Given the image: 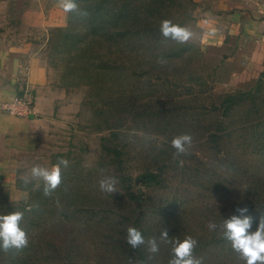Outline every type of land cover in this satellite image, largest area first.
<instances>
[{
  "label": "rangeland",
  "instance_id": "374dc122",
  "mask_svg": "<svg viewBox=\"0 0 264 264\" xmlns=\"http://www.w3.org/2000/svg\"><path fill=\"white\" fill-rule=\"evenodd\" d=\"M75 2L86 16L57 0H0V51L14 46L20 62L7 102L25 96L32 114L55 103L53 162L69 161L48 197L41 181L0 182V215L24 212L29 241L0 248V264H168L172 243L149 260L128 227L145 241L163 228L173 242L191 236L203 264H238L219 226L237 208L253 229L264 217V0ZM164 20L195 38L165 39ZM10 74L0 71L5 86ZM183 134L192 147L174 160ZM105 176L116 193L100 191Z\"/></svg>",
  "mask_w": 264,
  "mask_h": 264
},
{
  "label": "clouds",
  "instance_id": "9594fccd",
  "mask_svg": "<svg viewBox=\"0 0 264 264\" xmlns=\"http://www.w3.org/2000/svg\"><path fill=\"white\" fill-rule=\"evenodd\" d=\"M58 6L64 13H74L77 16H86L87 13L81 11L75 0H57ZM205 24L209 21H204ZM216 29L212 28L206 35L214 36ZM160 32L165 39L175 41L179 44L187 43L195 38L196 34L188 27H182L174 24L170 20L161 22ZM161 65L167 61L161 59L158 61ZM171 147L175 150L173 159L188 155L192 147V136L183 134L172 139ZM183 166V161H178ZM69 161L66 159L59 160L54 166L44 168L39 165L31 167L30 177L25 176L23 183L27 185L31 181H42L43 194L45 197L51 194L60 186L62 182V167L66 169ZM103 172V170H101ZM118 179L113 176H105L99 181L100 191L103 193L113 194L117 192L116 185ZM40 187L39 183L36 185ZM38 205H29L28 211ZM235 215L225 219L220 225L222 238L227 240L237 254L238 264H264V217H260L253 229L254 218L248 215V208H237ZM24 219V212L14 211L7 215H0V248L4 251L10 249L22 250L28 246V237L21 227ZM207 227L210 231L217 229V224L209 222ZM126 242L132 249H137L147 244L149 253L148 259L151 260L160 251V243H172L171 256L168 264H203L202 258L194 256V251L198 246V241L191 236L185 237L182 241H172L169 237L167 228L160 231L159 240L156 237H149L147 241L143 237L140 230L135 227L126 229Z\"/></svg>",
  "mask_w": 264,
  "mask_h": 264
},
{
  "label": "crops",
  "instance_id": "0c3cea01",
  "mask_svg": "<svg viewBox=\"0 0 264 264\" xmlns=\"http://www.w3.org/2000/svg\"><path fill=\"white\" fill-rule=\"evenodd\" d=\"M13 49L7 46V50L0 51V71L12 73L8 86L0 82V106L11 97L14 86L12 76L20 70V62L12 54ZM35 110L39 114L22 118L0 109V182H9V176H13L16 182L25 176L30 177L31 167L36 165L49 169L55 165L54 155L59 153L58 145L61 143V137L56 132L59 120L55 103L51 102L49 108L43 111L38 101Z\"/></svg>",
  "mask_w": 264,
  "mask_h": 264
},
{
  "label": "built area",
  "instance_id": "2783aa9c",
  "mask_svg": "<svg viewBox=\"0 0 264 264\" xmlns=\"http://www.w3.org/2000/svg\"><path fill=\"white\" fill-rule=\"evenodd\" d=\"M0 109L18 117L28 118L32 115L31 101L25 96L15 97L11 102L3 103Z\"/></svg>",
  "mask_w": 264,
  "mask_h": 264
},
{
  "label": "trees",
  "instance_id": "16d2710c",
  "mask_svg": "<svg viewBox=\"0 0 264 264\" xmlns=\"http://www.w3.org/2000/svg\"><path fill=\"white\" fill-rule=\"evenodd\" d=\"M150 177H151V173H148V174H146L145 176H142L141 179H143V180H148V179H150ZM125 179H127V180H131L130 177H126ZM130 186H131V184L129 183V185H127V188H130ZM25 213H26V212H25Z\"/></svg>",
  "mask_w": 264,
  "mask_h": 264
}]
</instances>
